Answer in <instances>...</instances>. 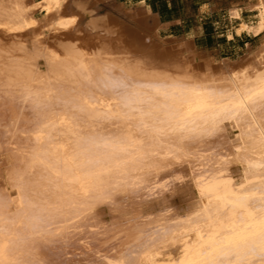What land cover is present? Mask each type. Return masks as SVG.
Segmentation results:
<instances>
[{
	"label": "bare ground",
	"instance_id": "bare-ground-1",
	"mask_svg": "<svg viewBox=\"0 0 264 264\" xmlns=\"http://www.w3.org/2000/svg\"><path fill=\"white\" fill-rule=\"evenodd\" d=\"M65 4L0 0V264H262L264 0L217 66Z\"/></svg>",
	"mask_w": 264,
	"mask_h": 264
},
{
	"label": "rangeland",
	"instance_id": "rangeland-1",
	"mask_svg": "<svg viewBox=\"0 0 264 264\" xmlns=\"http://www.w3.org/2000/svg\"><path fill=\"white\" fill-rule=\"evenodd\" d=\"M244 2L247 0H66L65 11L69 15L80 13L72 34L79 30L92 34V22L109 16L132 32L146 37L155 34L154 43L167 48L192 45L199 58L196 62L211 60L217 66L224 61H241L263 41V35L256 31V13L243 10ZM235 9H239L238 17L233 16ZM35 15L41 18L43 13ZM243 24L249 32L239 30Z\"/></svg>",
	"mask_w": 264,
	"mask_h": 264
},
{
	"label": "crops",
	"instance_id": "crops-1",
	"mask_svg": "<svg viewBox=\"0 0 264 264\" xmlns=\"http://www.w3.org/2000/svg\"><path fill=\"white\" fill-rule=\"evenodd\" d=\"M156 19L158 20V16H156ZM158 24H159V21H158ZM233 35L237 36V34H235L234 32H233Z\"/></svg>",
	"mask_w": 264,
	"mask_h": 264
},
{
	"label": "snow or ice",
	"instance_id": "snow-or-ice-1",
	"mask_svg": "<svg viewBox=\"0 0 264 264\" xmlns=\"http://www.w3.org/2000/svg\"><path fill=\"white\" fill-rule=\"evenodd\" d=\"M262 264H264V262H262Z\"/></svg>",
	"mask_w": 264,
	"mask_h": 264
}]
</instances>
